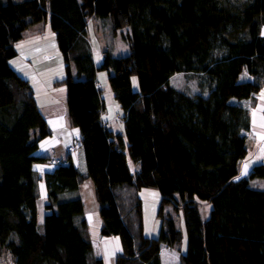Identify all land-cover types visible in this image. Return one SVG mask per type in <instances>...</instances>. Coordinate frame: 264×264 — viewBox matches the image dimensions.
<instances>
[{"label":"trees","instance_id":"obj_1","mask_svg":"<svg viewBox=\"0 0 264 264\" xmlns=\"http://www.w3.org/2000/svg\"><path fill=\"white\" fill-rule=\"evenodd\" d=\"M92 17L115 31L128 27L129 54L106 51L97 65L88 38ZM43 22L66 64L56 85L68 90L86 174L72 157L69 166L44 174L35 168L47 163L37 151L52 132L33 86L11 60L28 30ZM102 70L124 111L122 133L103 120ZM181 72L201 74L204 93L172 85ZM244 73L250 80H241ZM263 83L264 0H0V257L8 252L16 264H105L94 253L84 200L64 199L91 178L101 234L123 244L117 264H162V245L183 242L175 218L164 214L168 204L183 210L181 264H264V190L251 184L264 178V164L236 180L251 129L250 111L239 102ZM41 182L48 190L43 225ZM145 188L162 197L157 237L145 233ZM199 199L212 204L208 218Z\"/></svg>","mask_w":264,"mask_h":264},{"label":"crops","instance_id":"obj_2","mask_svg":"<svg viewBox=\"0 0 264 264\" xmlns=\"http://www.w3.org/2000/svg\"><path fill=\"white\" fill-rule=\"evenodd\" d=\"M45 25L47 26L48 24L46 23ZM89 33H91V29H89ZM92 42L91 46L95 57V53L98 50V43L96 41L93 46ZM17 49L18 55L11 60V64L21 76L30 81L35 91L39 107L46 117L52 132L50 136L40 142L37 155L47 157L51 153V149L54 148L57 157L66 160L72 157L81 173L86 174L87 163L85 150L81 146L80 131L78 128L72 126L68 117V90L65 85H56L58 81L66 77V64L59 50L55 32L48 26L47 28H39L38 25H34L28 30L26 38L18 43ZM96 63L100 65L98 62ZM241 80L248 81L250 77L244 73L241 75ZM98 81L99 87L105 97L104 91L110 87L109 74L103 76L98 73ZM234 101L239 102L237 100ZM239 103L250 111L251 129L246 132L248 153L240 162L239 174L236 180L247 178L256 165L264 164V83L258 94L250 99L242 100ZM109 105L113 108L114 115L108 112L107 108ZM122 111L120 104L116 101L112 93L110 103L107 102L105 112L103 113V120L116 133L124 132V114ZM74 139H77L78 142L75 150L70 153L68 148ZM35 168L38 172L44 174L52 171L54 166L47 163H40ZM260 179L264 178L253 179L251 184L255 187L256 183L264 181ZM255 188L264 190V186ZM40 194L39 206L40 210H42L48 200V190L44 182H41ZM77 197H81L85 202L86 219L89 224L95 256L97 258H103L105 264H117L118 258L123 253V244L118 236H102L101 234L102 217H96L100 213V203L97 199L95 185L91 178L83 180L79 189L73 193L66 194L64 199ZM144 225L147 236H157L155 233L149 234L147 232L145 217ZM161 228L162 223L159 226L160 230ZM179 229L183 232L182 228ZM186 246L187 243L184 238L183 242L176 247L163 244L161 249L162 264H181V251L185 252Z\"/></svg>","mask_w":264,"mask_h":264},{"label":"rangeland","instance_id":"obj_3","mask_svg":"<svg viewBox=\"0 0 264 264\" xmlns=\"http://www.w3.org/2000/svg\"><path fill=\"white\" fill-rule=\"evenodd\" d=\"M45 24L46 22L37 25L39 26V28H47V26L50 28L49 25L46 26ZM89 29H91V33L88 34L90 43L93 41L92 42L93 46L96 43V41L98 43V50L95 53L96 62L100 64L102 63L106 51H112L113 55L116 57L129 54L130 46L128 44L127 38L125 37L127 34L129 35L128 27H125V29H121L119 31H115L112 29L111 23H108L105 20L92 17L89 19ZM99 74L105 76L108 75V72L102 70L99 71ZM200 79H201V74L192 73V72L191 73L181 72V73H177L172 77L171 83L179 90H182L191 95H197L204 93L200 86ZM134 88L136 90L139 89V83L136 77L134 78ZM104 93L107 102L110 103L111 94L113 93L112 88L109 87L108 90L104 91ZM107 110L111 115H114V110L112 107H110V105L108 106ZM122 112L124 114V111ZM129 162L133 170H136L138 168V165L132 162V160H130ZM260 180H264V179H260ZM259 186L263 187L264 181H260L255 184V187H259ZM141 198L143 200V205H144V217H145L147 232L149 234L155 233V235L158 236L160 231L159 226L162 223V218L158 217V211L162 197L156 189L153 190L150 188H145L141 192ZM198 202L202 216L204 218H208L210 216L212 204L209 203L208 201H203L200 199L198 200ZM45 213H46L45 209H42L40 211L39 225L44 224ZM164 214L166 216L170 215L173 218H175L178 228L183 229L184 239L185 242L187 243V234L185 229L183 210L181 209L180 211H177L173 204H168L164 209ZM96 217L101 218L100 213L99 215H96ZM157 236H150V237H157ZM0 264H16V263L10 253L4 252L3 255L0 257Z\"/></svg>","mask_w":264,"mask_h":264},{"label":"built area","instance_id":"obj_4","mask_svg":"<svg viewBox=\"0 0 264 264\" xmlns=\"http://www.w3.org/2000/svg\"><path fill=\"white\" fill-rule=\"evenodd\" d=\"M76 148V142L74 141L70 146H69V152L72 153ZM47 164L51 166H58V165H64V166H69V162L66 159H62L57 157L56 155V150L53 148L51 149V153L47 156Z\"/></svg>","mask_w":264,"mask_h":264}]
</instances>
